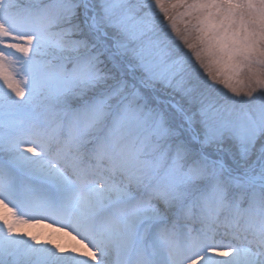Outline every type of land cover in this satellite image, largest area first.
Masks as SVG:
<instances>
[{"label":"snow or ice","instance_id":"obj_1","mask_svg":"<svg viewBox=\"0 0 264 264\" xmlns=\"http://www.w3.org/2000/svg\"><path fill=\"white\" fill-rule=\"evenodd\" d=\"M0 264H264V0H0Z\"/></svg>","mask_w":264,"mask_h":264},{"label":"rangeland","instance_id":"obj_2","mask_svg":"<svg viewBox=\"0 0 264 264\" xmlns=\"http://www.w3.org/2000/svg\"><path fill=\"white\" fill-rule=\"evenodd\" d=\"M76 105L75 104H73V107H75Z\"/></svg>","mask_w":264,"mask_h":264}]
</instances>
